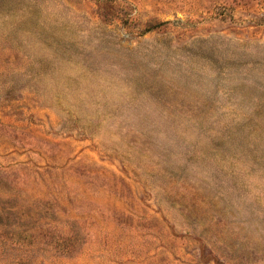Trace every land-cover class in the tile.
I'll return each mask as SVG.
<instances>
[{
    "label": "rangeland",
    "instance_id": "1",
    "mask_svg": "<svg viewBox=\"0 0 264 264\" xmlns=\"http://www.w3.org/2000/svg\"><path fill=\"white\" fill-rule=\"evenodd\" d=\"M0 264H264V0H0Z\"/></svg>",
    "mask_w": 264,
    "mask_h": 264
}]
</instances>
